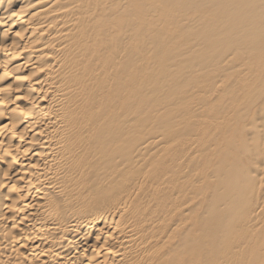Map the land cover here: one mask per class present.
I'll return each instance as SVG.
<instances>
[{"label": "bare ground", "instance_id": "6f19581e", "mask_svg": "<svg viewBox=\"0 0 264 264\" xmlns=\"http://www.w3.org/2000/svg\"><path fill=\"white\" fill-rule=\"evenodd\" d=\"M179 4L183 8L177 11L175 6ZM167 17L173 18L174 21L180 19V23L183 22L182 27L186 26L189 30L190 27L201 28L199 31L202 34L197 37L201 43L203 39L201 49H204L206 54L201 61L194 51L193 57L201 62L198 60L200 63L197 64L195 57L193 61L196 60L195 66L203 65L200 68H203L206 76L214 78L213 84L210 83V77V80L206 79L210 84L205 80L207 85L204 86L203 83L200 86H204L205 92L213 90L216 93L213 95L209 92L213 98L204 95L206 102L204 98L196 95V102L201 106L192 105V108H196L199 117L203 115L202 110H205L207 117H210L209 121H212L213 117L226 116L225 119L230 122L231 117H234L233 119L238 121L234 125L242 127H236L238 130L233 131L241 129L239 134L245 133L250 137L241 136L251 139L250 142H245L235 133L233 137L240 138H236L239 145L242 146L241 141L244 142L243 148L236 146L237 144H229L228 151L223 149L226 152L223 157L219 156L223 150L220 149L219 152L218 149L217 156L221 159H215L219 160V164L215 167L212 165V169H207L209 166L206 168L205 164L209 162L202 160L205 169L201 166L202 174L199 169V175L211 189H198L201 193H196L188 186L189 189L185 188L186 192L180 186L181 183L178 188L177 184L174 186L173 181L170 182L171 186L173 183L175 188L184 191H179L183 192V195L180 196L178 192L176 198L173 186L160 185L168 184L173 177L177 179H173L174 181H180L182 177L184 180V173L177 168V173L172 175L169 181L164 178L168 183L160 182L161 173H158L166 169L163 167L162 170L155 168L159 171L156 170L159 180H154L157 176L152 178L149 174L136 175L138 172L135 170L144 168L150 161L147 158H156L151 157L154 153L147 154V158L143 159L141 153L138 155V151L134 150L137 153L130 151L131 157L127 159L123 151L125 137L131 138L129 135L125 136V123L129 127L135 117L131 108L127 107L133 115L129 114L128 110L125 111L123 98L128 90L131 91L132 85L139 87L143 84L140 76L138 86V83L135 84L138 81L136 76L134 78L133 74H126V65L129 63L134 66L137 60L143 63L145 58L149 59L148 64L146 59V64L149 65L155 46L165 53V49L155 45V42H176L178 38L175 40L169 37L172 30L170 35L167 33L166 29L173 23L169 22ZM166 21L170 23L168 26ZM171 25L174 30L175 25ZM154 28L157 29L158 37L159 31L164 33L166 30L167 36H161L171 39L166 40L162 36L159 38L164 37L163 40L159 41L157 38L159 42L155 41L151 45L155 35L152 34L155 32ZM174 31L178 36V30ZM175 32L172 31L173 38ZM179 35L182 36L183 33ZM188 36L186 35V38ZM190 38H187L186 42L181 39L185 44L183 48H186L187 43L189 47V43L196 39ZM173 41L170 43L171 48L166 46V50H170L167 54L173 53V49L177 54L180 50L185 52V48L179 49L180 45ZM198 41L194 43L198 44ZM140 43L154 46L151 47V59L142 55L145 52L151 55V51L148 52L151 48L146 49L145 44L146 50L142 47L143 51L139 48L141 53L137 50L140 55L133 51L138 49ZM165 43H161L164 48ZM173 44L178 46V52ZM193 46V49L196 48ZM158 48L155 50H159ZM219 48L224 49V52ZM242 49L249 51L246 56L242 57ZM131 52L139 55L140 60L144 57L142 62L136 54H132L135 58L131 56ZM188 52L185 54H189L191 58L190 50ZM199 52L201 53L200 50ZM176 56V62L184 60V56L180 57L182 60H177L179 56ZM239 56L244 60L242 64H239ZM163 57L166 58L165 55ZM182 62H179L180 66ZM144 64L143 66H146ZM229 64L231 68H226L225 72L224 67ZM130 65L129 72L137 69L138 65L141 66L138 70L146 72V67L139 63L135 68ZM169 65L170 62L167 66ZM137 72L136 70L135 73ZM145 75L147 73L143 79ZM143 85L146 88V84ZM145 88L142 87L143 91ZM147 88L151 89L150 86ZM226 88L227 91L231 88V94H235V97L231 95L234 97L232 100L228 97L230 103L239 105L238 102L243 97L246 103L240 101V107L231 106L230 110L227 105L233 104L224 102L225 99L220 95L221 92L226 93ZM202 89H197L196 94L200 95ZM253 89L254 93L258 90L259 94L262 93L261 98L250 99L256 96H251ZM135 90L141 91L139 88ZM148 90L146 92H149ZM195 90L193 92L197 91ZM138 91L136 97L141 94ZM135 92L133 94H136ZM130 93L129 95H133ZM216 94L218 95L215 96ZM129 98L133 100L126 103H132L135 99L131 96ZM193 109L189 110L192 115ZM198 111H201L200 114ZM125 113L133 116L132 121L129 119L131 116H127L131 122L124 119ZM185 116L184 120L189 117ZM192 117L190 122L195 119L196 121L192 122L194 124L200 119ZM203 117L207 119L205 115ZM205 118L201 116L199 121L207 122L205 125L202 122L204 128L208 125L207 131L213 130L218 119H214L216 123L213 125L214 120L208 124V119L204 120ZM182 120L183 118L178 122L181 123ZM221 120H218V123ZM210 124L213 129L209 128ZM181 125H185L184 122ZM230 126L234 128L236 125L233 126L232 123ZM219 127L216 126L217 129ZM229 128L219 131L227 132ZM173 130L171 129V133ZM177 130H174V133ZM188 130L187 128L186 131ZM179 131L177 133L184 130ZM203 131L207 133L205 129ZM134 132L132 131V134ZM160 133L164 135L165 132ZM144 134L146 133H141L142 137ZM167 134L165 135L168 136ZM179 135L181 134H177ZM211 137L214 138V135ZM211 137L207 138V141ZM231 137L232 134L229 139ZM181 138L184 139L182 135ZM160 139L161 137L142 138L136 144L150 151L161 143ZM190 139L192 138L188 139L189 142ZM184 140L182 143L188 147L187 151L190 146L193 150L204 149V146L200 148L198 145L199 149H194L193 143L195 147L197 142L194 141L191 145L186 139L187 144H184ZM182 143L179 145L182 146ZM174 144L175 142L170 147L168 145L169 149ZM188 144L190 146H186ZM146 151L142 154L146 155ZM193 152L190 151L189 154ZM186 153L188 155V152ZM196 153L194 155L197 157ZM194 155L190 157L196 158ZM210 155L211 153L209 159L212 156ZM165 159L162 160L161 157V164L163 161L166 164ZM189 160L185 163L186 168L192 163V159ZM222 161L226 163L223 164ZM169 163L166 166L172 167L173 164L169 166ZM197 164L200 165L199 162ZM185 165L182 167L185 168ZM173 168L175 166L170 170ZM153 169H149V173L152 175L154 172L156 175ZM196 172L194 171L193 175L198 174ZM177 174L185 176L181 175L178 180ZM198 178L199 176L196 179L197 184H200L201 178ZM186 181L190 183L189 178ZM186 181H182V184ZM162 188L165 189L164 192L168 190V193H164ZM189 191L201 196L197 199V196L194 197L190 193L188 195ZM159 196L162 201L163 197L166 200L159 202ZM190 196L197 200L203 196L204 199H210V202L202 201L204 204H199L201 199L196 203ZM171 197L174 198L173 201H170ZM187 197L194 201L193 204H187ZM190 200L189 203L192 202ZM177 206H183L182 210L178 211L177 208L175 211L173 208ZM191 207L199 213L209 212L208 216H205L206 220L204 219L206 222L215 221V224H221L210 233V224L207 223L209 227L203 225L205 222L202 224L201 219L196 223L200 229L199 233L190 232L191 226L188 224L191 223L193 227L196 222L195 219L193 224L194 219L189 217ZM199 213L195 215L196 218H199ZM234 237H237V240ZM231 239H234L235 243L233 240L231 242ZM212 244L215 248H212L211 253ZM216 250H219V253L215 252ZM220 251L227 252L224 253L227 257L219 255ZM214 253L220 256L218 260L212 258ZM228 254L232 255V258ZM212 259L217 260V264H264V0H0V264H205L207 260L210 263Z\"/></svg>", "mask_w": 264, "mask_h": 264}, {"label": "rangeland", "instance_id": "374dc122", "mask_svg": "<svg viewBox=\"0 0 264 264\" xmlns=\"http://www.w3.org/2000/svg\"><path fill=\"white\" fill-rule=\"evenodd\" d=\"M182 6V5H181ZM180 6V4H179V6L177 5V6H175V10H179L180 8H183V6L181 7ZM186 7H188V6H186ZM167 20H169V22H173V23H171V24H173V25H175L174 26V28L176 29V30H178L177 31V34H178V36H176L175 34H176V32L173 30V28L171 27L172 25L168 22V21H166V22H168L167 23V26H168V24H170L169 26L171 27H168L169 29H166V30H168V34H169V32L172 30L173 32H175L174 33V35L176 36V38H175V36H174V38H173V34H172V31L170 32L171 33V36H169V37H172V39H177V40H179L178 42H177V40H176V42L175 41H173V40H171V42L173 41L174 43H177V45H180V47H179V49H182L183 48V45H185L184 44V42L181 40V39H184V41L186 42V39L187 38H190L191 36V38L192 39H194V38H196V39H194L193 40V42L192 43H194V42H196V41H198V37H197V35H199V34H202V32L201 31H199V30H201V28L199 27V29H194V27H190L191 29L189 30L188 29V27H186V26H184V27H182V24H183V22H181L180 23V19H177V20H173V18H169V17H167ZM176 21H179V23L178 22H176ZM175 23V24H174ZM166 26V25H165ZM154 30H155V32L153 31L152 32V34H155V35H153V40H152V42L150 43L151 45H153L154 44V42L155 41H157V42H159V41H161V39L163 40V38L165 37L164 35H162V36H164L163 38H159V37H162L161 36V34H165V32H166V30H165V32L163 33H160V31H159V37H158V33L156 32L157 31V29H155L154 28ZM191 30H192V34H191ZM188 31V32H187ZM199 31V32H198ZM198 32V33H197ZM157 33V34H156ZM183 33V35L185 36L184 38H183V35L181 36V35H179V34H182ZM189 33V34H188ZM194 34V35H193ZM196 34V35H195ZM166 35V34H165ZM170 35V34H169ZM186 35L188 36L187 38H186ZM167 36V35H166ZM180 36V37H179ZM194 36H196V37H194ZM200 36V35H199ZM156 37V38H155ZM157 38H159L158 40H156ZM166 38V37H165ZM180 38V39H179ZM190 38V39H191ZM200 38V37H199ZM171 38H169V39H167L166 38V40H170ZM180 40H181V42L183 43H181L180 42ZM196 40V41H195ZM201 40L199 39V43L201 44H199L198 42V44H192L191 42V45H190V43H189V47H188V43L186 44L187 46H186V48H185V46H184V48L186 49L185 50V52L183 51V52H181V50L179 51L178 49H177V45L175 46L174 44V46L176 47V51L178 50L179 51V54H182L183 55V53L185 54L186 52L187 53H189L188 51L190 50V54H192L191 56V58H190V55H189V57H188V55H179V54H177V53H175L174 52V49H173V53H169V54H167L168 52H170V50L169 51H167L166 50V46L168 47V48H171L170 47V43L169 44H166L165 43V40H163V42H161V43H165L164 44V46H165V48L162 46V44L159 42L158 44L155 42V45H157V46H160L162 49H165V53L163 52L164 50H162L161 51V49H159L158 47H156L155 46V49H159V50H155L153 47L154 46H151L152 48H153V51H154V56H153V58L151 59V57H152V53H153V51H151L152 50V48L150 47V45H148L149 44V42H147L148 44H145V43H140L141 45H139V47H138V49L137 48H135V49H133V51L135 50V52L136 53H139L140 51L139 50H141L142 48L144 49L145 47H144V44L147 46V48L146 49H148V47H150L149 49L150 50H148V52L149 51H151L150 53H151V55H148V53L146 54V52H145V54H143L142 53V55H147L146 57H149L151 60H150V63H149V65H147L148 64V60L149 59H147V58H145V61H143V63H140V62H138V60H137V63H134V66H132V64L130 65L129 63H128V65H126L127 67V69H126V74H133V77L135 78V76H136V78H137V80L138 81H136L135 82V84H137L138 86H139V82L141 81V83H142V81H143V84H146V88H145V85H143L142 84V86H141V84H140V86L139 87H137L135 84V86H131L132 88H131V91L130 90H128L127 92V95L123 98V100L125 101V103H126V101H128V102H130L131 100H133V99H130L129 97L131 96V98H134L135 97V99L137 100V101H135V99H134V101L132 102V103H124L123 104V106L125 107V111H127L129 108H131L130 110H132L133 112V114H134V120L132 119L133 118V116H131V115H133V114H131V111L130 110H128L127 112H130L129 114H131L130 116H128L127 114L128 113H125V116L126 117H124V119L125 120H127V121H130L131 119L134 121V122H131L130 124V126L128 127V126H126L127 124L125 123V132H126V134H125V136L126 135H129V137H131V138H128V136H126L125 137V140L126 141H124V149L126 150H124L123 149V151H124V153H125V156L127 157V159H129V157H131V152H134V153H137V152H135V151H138V155H140V153H141V155H142V158L143 159H145V158H147L146 156H148V155H153L151 152H153L154 153V155L153 156H151V157H156V158H147L148 159V161L150 160L151 161V159L153 160V161H149L148 162V164L146 163L144 166V168L143 167H140L141 169H142V171H141V169L139 170V169H137V170H135V172L137 173L136 175H139V176H142V175H144V174H146V176L149 174L150 176H152V178H153V176L154 177H156L157 176V178H154V180H159L160 178H158V174H160L161 175V180L163 181H161L160 180V182L161 183H164V182H166L167 180H165V179H168V181L170 180V178H172L171 176L172 175H175L176 173H177V168H178V170L180 171V172H182V173H184V174H181L182 176H185V178H184V180H183V177H182V179L180 180V181H174V180H177V179H175L174 177H173V179H171L170 181H169V183H168V181H167V183L168 184H162V185H160V184H158V183H156V185H160L161 187L162 186H169V187H172L173 186V183L175 184L174 186H177L178 185V188H180V186H182L181 188L184 190L185 188H187L188 186L190 187V190L191 191H195L196 193L198 192V193H201V191L200 190H205V189H207V187H208V185L206 184L207 182L206 181H204L203 180V178L202 177H200V175H199V169H200V171H201V166H202V164H205V163H203L204 162V160H206V162H209V163H206L205 164V166H206V168L209 166V168H207V169H212V165L215 167V166H217L216 164H219V160H215V159H221V157H219V156H221L222 155V157L224 156V154L226 153L225 151H228L229 150V148H228V146H229V144H232V145H235V144H237L236 146H240L241 148H243L242 146H244V142L243 141H241L242 143H243V145L241 146V144L239 145V142H238V140H236V138L237 139H240V138H238L237 136H235L236 138H234L233 136L235 135V133L238 135V136H240V137H242L244 140H245V142L247 141V142H250L251 141V139H248V138H246V137H243V136H246L247 134H239V131L241 132V129H239V131H233V129H237V128H241L242 127V125L239 127V125H237V124H235L234 125V123H237L238 121H236L235 119H233L234 117H231V120H230V122L227 120V119H225V118H227L226 116L224 117V118H219V117H216V118H212L213 120L214 119H218V120H220V119H222L221 121L224 123H222L221 121H219V123H218V120H217V125L215 124L216 123V120H210L209 121V119H210V117H207V112L205 111V110H202V114L203 115H200V117H199V115H197V111L195 110V109H193L192 108V105H194L195 107H197L198 105V107H200L201 105L199 104V102H196V101H198L197 99H198V97H200L201 99H203V100H205L204 102H206V97H208V98H213V96L211 95V93H213V95H214V93H216V92H214L213 90L212 91H209V92H211V93H209L207 90H206V92L204 91V86L205 85H207L205 82H207L208 84H210L211 82H212V84L214 83V78H213V76H210V77H208V76H206L205 75V71L203 72V68L201 69L200 67L201 66H203L202 64H200V65H197V66H199V67H197V66H195L196 65V60H194L193 61V59H194V57L196 56L197 58L199 57V59L201 60V59H203V55L204 54H206V52H205V50L204 49H201L202 48V45H203V39H202V43L200 42ZM166 42H169V41H166ZM179 43V44H178ZM169 45V46H168ZM172 45V46H173ZM193 45H195V47L196 48H192V47H194ZM223 45V44H222ZM220 46L221 48L223 47V46ZM224 45H226V42H225V44ZM173 46V47H174ZM199 47V49H198V47ZM142 47V48H141ZM174 47V48H175ZM132 48V47H131ZM130 48V49H131ZM139 48H141V49H139ZM184 48L182 49V50H184ZM187 48L189 49V50H187ZM221 48H219L220 50H223L222 52H224V49H221ZM143 49L141 50V51H143ZM146 49H144V50H146ZM132 50V49H131ZM130 50V51H131ZM139 52H138V51ZM193 50V51H192ZM199 50L201 51V53L199 52ZM203 50H204V53H202L203 52ZM129 51V50H128ZM129 51V52H130ZM167 51V52H166ZM172 51V50H171ZM177 51V52H178ZM194 51L196 52V55L193 57V55H194ZM247 51V52H246ZM181 52V53H180ZM193 52V53H192ZM199 52V53H198ZM243 53V55L242 54H239V55H242V57L243 56H246V54L249 52L248 50H243L242 49V51H240V53ZM246 52V53H245ZM136 53H133V52H131V56H133L134 57V55H132V54H136ZM141 53V52H140ZM140 53H139V55H140ZM166 56V58H164L163 56L164 55ZM199 54V55H198ZM201 54V55H200ZM245 54V55H244ZM139 55H137L136 54V57L139 59L140 57H139ZM179 56V59H177V60H182V58L180 59V57L182 56L183 58H184V60H182L183 62H185V63H183L182 61H179V62H182V63H180L181 64V66L179 65V62H176V58H175V56ZM211 55V54H210ZM129 56H130V54H129ZM130 56V57H131ZM151 56V57H150ZM174 56V57H173ZM176 56V57H177ZM185 56H186V58H185ZM195 57V58H196ZM240 57V56H239ZM242 57H240V58H238V60L239 61H241V62H239V64H242L243 63V61L244 60H242L243 58ZM135 58V57H134ZM136 58V59H137ZM144 58V57H143ZM143 58L141 57V62H142V60H143ZM171 58H175L174 60L173 59H171ZM178 58V57H177ZM196 58V59H197ZM237 58H236V60H237ZM146 59H147V64H146ZM192 59V60H191ZM199 59H197V64H199L201 61L199 60ZM245 59V58H244ZM166 60V61H165ZM186 60V61H185ZM200 62H199V61ZM238 60H237V62H238ZM167 61H168V63L170 62V64L171 65H169V67L167 66ZM175 61V62H174ZM193 61V62H192ZM138 63L139 64H141L142 66H143V64L144 65H146V66H143L144 68L146 67V72L144 73V72H142L140 69H141V66H139L138 65ZM205 63V62H204ZM234 63H236V62H234ZM183 64H185V66L183 65ZM237 64V63H236ZM129 65L131 66V67H133V68H135L136 67V65H138L137 66V69H133L132 70V72L133 71H135L136 72V70L138 71L137 73H139V74H137V73H135V72H129L130 71V69H129ZM164 65H166V67L164 68L163 66ZM179 65V66H178ZM183 65V66H182ZM192 65V66H191ZM231 65H232V63H231ZM231 65L229 64L228 66H226V67H224V69H225V72H226V68H228V67H230L231 68ZM148 66V67H147ZM173 66V67H172ZM168 67V68H167ZM219 67V66H218ZM138 68H140L139 70H138ZM144 68H142V69H144ZM163 68V69H162ZM216 68V67H215ZM220 68V67H219ZM132 69V68H131ZM229 69V68H228ZM227 69V70H228ZM128 70V71H127ZM139 71H141V72H139ZM129 72V73H128ZM146 74L147 73V75H145V77H144V79H143V76H144V74ZM148 73H149V75H148ZM203 73H204V75H203ZM128 76V75H127ZM138 76H140V78L138 77ZM146 76H147V78H146ZM206 78H205V77ZM142 77V78H141ZM141 79L140 81H139V79ZM208 78V80H210L211 79V81H210V83H209V81L208 80H206ZM206 80V81H205ZM205 81V82H204ZM156 83H158V84H162L161 86L160 85H158V84H156ZM165 83V84H164ZM204 83V84H203ZM150 84V85H149ZM200 84H203V85H201L200 86ZM152 85V86H151ZM148 86H150L151 87V89L153 90H151L150 88V90H148ZM197 86H199V87H197ZM134 87H135V89H138L139 88V90H141L139 93H141L139 96H141V98H138L139 96H137L136 97V95L138 94L137 93V91L134 89ZM142 87H144L145 88V91H143L144 89H142ZM158 87H160L159 89H158ZM194 87H197V89H199V90H201V88H203L202 89V93H203V91H204V93L202 94V93H200V95H199V93L198 94H196L197 92H198V90L196 89V88H194ZM155 88H156V90L158 91V90H160L159 91V93L155 90ZM134 89V90H133ZM196 91V92H193L194 90ZM230 90L229 91H227V88H226V93L224 94V92H219L220 93V95H222L223 96V99H225V101L224 102H228V103H230V101H228V97H230V100H232L235 96V94H231L232 92H230L231 91V88H229ZM146 90H148L149 92H146ZM193 90V91H192ZM256 91H257V89H255ZM132 92V94L135 92L136 94H133V95H129V94H131L130 92ZM150 91H152L153 92V94H152V92H150ZM223 91H225V89L223 90ZM254 91V89L252 90V92ZM255 91V92H256ZM261 91V90H260ZM146 92V93H145ZM156 92V93H155ZM207 92L209 93V94H207ZM259 92V90L257 91V93ZM158 93V94H157ZM218 93V94H219ZM250 93V92H249ZM257 93H252V95L251 96H254L255 94H256V96H257ZM201 94L203 95L202 97H201ZM218 94H216L215 96H217ZM254 94V95H253ZM262 94V93H261ZM261 94H259L258 93V95H259V97L257 96H254V97H251L250 99H252V98H261L260 96H261ZM196 95H198V97L196 96ZM206 97H205V96ZM209 95V96H208ZM234 96V97H232V96ZM128 96V97H127ZM242 96V95H241ZM245 97H246V95H244ZM247 96L249 97V94L247 93ZM219 97V96H218ZM226 97V98H225ZM247 97V98H248ZM129 98V100H127ZM138 98V99H137ZM217 98V97H216ZM232 98V99H231ZM244 98V97H243ZM243 98H241L242 100H240V101H242V102H244V103H246L245 101H246V99H245V101L243 100ZM141 99V100H140ZM219 99H222V98H220L219 97ZM222 99V100H223ZM226 99H227V101H226ZM250 99L248 98V100L250 101ZM143 100V101H142ZM200 100V99H199ZM203 100H202V103H204L203 102ZM248 100H247V103H248ZM142 102V103H140V102ZM201 101V100H200ZM235 100H233V102H234ZM238 102L239 103V105H240V103H242V102ZM136 102H138V103H136ZM196 102V103H195ZM236 102V101H235ZM236 102V103H237ZM135 103L137 104V105H135ZM141 105H140V104ZM195 103V104H194ZM201 103V102H200ZM232 103V102H231ZM230 103V104H231ZM130 104V105H129ZM133 106H132V105ZM139 104V105H138ZM235 107H233V105H227V106H229V109L231 108V106H232V108H237V107H240L239 105H237V104H234V103H232ZM127 107H129V108H127ZM162 107H165V108H162ZM231 108V109H232ZM154 109V110H153ZM156 109V110H155ZM160 110V111H157V110ZM191 109H193V110H195V111H193L192 110V112H194L193 114L194 115H192V113H190L189 112V110H191ZM230 109V110H231ZM188 111V112H187ZM203 111L204 112H206V113H203ZM199 113L198 114H200V112L201 111H198ZM137 113V114H136ZM184 113H186L189 117L191 116H193L192 117V119H194L195 117H196V119L199 117L200 119H201V116H202V118H205V117H203L204 115L207 117V119H208V124L210 123V122H212L213 123V125L215 124V126H213V128L215 129H213L212 127H211V124H210V129H213V130H206L208 127V125L207 126H205V128L203 127V121L201 120V121H199V120H197V122H196V124H194V123H192V122H194V120H192L191 122H190V118L189 117H187V119L189 118V120H188V122L189 123H191V124H189L188 122H187V119H185L184 120V116H185V114ZM190 113V114H189ZM196 113V114H195ZM136 114V115H135ZM139 114V115H138ZM186 115V116H187ZM127 116H128V118L130 119H128L127 118ZM142 116V117H141ZM185 116V117H186ZM182 119L183 118V120H182V122L180 123V122H178L179 121V119ZM176 119H178V121H175ZM206 118L204 119V120H207ZM223 119H225V120H227L228 121V123H227V121H226V123H227V126L228 127H230L229 129H228V131L226 132V131H223V133L222 132H220V131H222V130H225L226 128H228L227 126H225L224 127V125H226V123H225V120H223ZM230 119V118H229ZM136 120V121H135ZM126 121V122H127ZM138 121V122H137ZM174 121H175V123H180L179 124V126L177 127V125H178V123H177V125L174 123ZM181 121V120H180ZM196 121V120H195ZM233 121H235V122H233ZM137 122V123H136ZM184 122V124L185 125H181L182 123ZM200 122V123H199ZM203 122V123H202ZM220 122H221V124H220ZM207 123V122H206ZM206 123H204V125L206 124ZM233 123V126H235L234 128L232 127V126H230L231 124ZM129 124V123H128ZM202 126H201V125ZM174 125H176L175 127H174ZM186 125H188V127H186ZM181 126H185V127H181ZM191 126V127H190ZM192 126H194V127H192ZM201 126V128H200V130H199V127ZM216 126H220L218 129L216 128ZM133 127V128H132ZM180 127L182 128V129H180ZM221 127H223V128H221ZM231 127H232V130H231ZM237 127V128H236ZM130 128H132V129H130ZM185 128V129H184ZM189 129L188 131H186V129ZM197 128V129H196ZM203 128V130L205 129V131L209 134L210 133V131H212L209 135L207 134V133H203L204 131L202 130L201 131V129ZM222 130H221V129ZM171 129H174V130H176V129H178L177 131H175V133H174V130H173V132L171 133ZM179 129H180V131L181 130H184L183 132H185L184 134H182L183 132H181V133H177L178 131H179ZM219 129H220V131H219ZM127 130H130V131H127ZM227 130V129H226ZM238 130V129H237ZM132 131L134 132L133 134H132ZM179 131V132H180ZM230 131H231V133H230ZM232 131H233V133H232ZM129 132V134H127ZM139 134H138V133ZM160 132H165L164 133V135L163 134H161ZM130 133L132 134V135H130ZM137 135H136V134ZM141 133H146V134H144L143 135V137H142V135H141ZM166 133H168L167 135L168 136H166L165 134ZM190 135H189V134ZM193 133L195 134V135H193ZM215 133H220L221 134V136H219V135H217V134H215ZM226 133V134H225ZM230 133V134H229ZM135 134V135H134ZM152 134H154V135H152ZM161 135V136H158V135ZM172 134H174V135H172ZM177 134H181L182 135V137H184V139L186 138V136L188 135V137L189 138H192V139H190L191 141L189 142V138L187 137L186 139L188 140H186L187 141V143L189 142V143H191V145H192V143L195 141V143L197 142V144L195 145V147H194V143H193V148L194 149H199L198 148V146L201 148V147H203L204 146V149L202 148V149H199V150H193L192 149V147L188 144V145H186V146H190L189 148H190V150L189 151H187L186 150V148H188V147H185L184 145H183V141L182 140H184V139H182L181 138V135H179V136H177ZM202 134V135H201ZM223 134H224V136H223ZM231 134H232V137H231V139H235V140H231V139H229L230 138V136H231ZM138 135H140V137H141V139L142 138H152V137H154V138H160L161 137V141H159V142H161L158 146H156L155 148H154V150L153 149H151V150H153V151H149V150H147L146 151V149H142V147L140 146V145H137L136 143H138V141L139 140H141V139H139L140 137H137ZM146 135V136H145ZM147 135H148V137H147ZM150 135H152V136H150ZM186 135V136H185ZM204 135V136H203ZM214 135V138L213 137H211V136H213ZM226 135V136H225ZM241 135H243V136H241ZM134 136V137H133ZM158 136V137H157ZM191 136V137H190ZM137 137V138H136ZM163 137V138H162ZM165 137V138H164ZM166 137L168 138L167 140H166ZM199 137V138H198ZM201 137H203L204 139H202ZM209 137H211L210 138V140L208 139V141H207V138H209ZM216 137H217V139H216ZM218 137H219V141H218ZM222 138V140H220L221 138ZM224 137H227V138H224ZM247 137H250L249 135H247ZM213 138V140H212V142H211V139ZM223 138H224V140H223ZM241 138V139H242ZM165 140V142H164V140ZM181 140V143H182V146H180L181 145V143L180 142H178V140ZM215 139H216V142H215ZM227 139H228V144H227ZM242 139V140H243ZM248 139V140H247ZM135 140H137V141H135ZM162 140H163V142H162ZM177 142H176V141ZM179 140V141H180ZM184 140V141H185ZM193 140V141H192ZM230 140V141H229ZM131 141V142H130ZM133 141H135L134 143H132ZM166 141H168V142H166ZM186 141H185V143L184 144H187L186 143ZM220 141H221V144H220ZM224 141H225V143H224ZM233 141L235 142V143H233ZM128 142V143H127ZM129 142H130V144H129ZM175 142V144L177 145H173V146H175V147H177V149L175 150L174 148L172 149V147L173 146H171V148L169 149V147H170V145H172L173 143ZM215 142V143H214ZM230 142H232V143H230ZM240 142V143H241ZM170 143V144H169ZM172 143V144H171ZM178 143V144H177ZM217 143H219V145L217 144ZM129 146H128V145ZM136 144V145H135ZM180 144V145H179ZM206 144V145H205ZM224 144V145H223ZM131 145V146H130ZM168 145H169V147H168ZM178 145L180 146V148H178ZM198 145V146H197ZM226 145V146H225ZM247 145V144H246ZM128 146V147H127ZM136 146V148L134 149V147ZM207 146L209 147V148H207ZM221 146H224V147H221ZM130 147V148H129ZM132 147V148H131ZM184 147H185V153H184V151H183V149H184ZM127 148V149H126ZM206 148V149H205ZM210 148H212V150L210 149ZM215 148V149H214ZM130 149V150H129ZM219 149V150H218ZM220 149L221 150H223L222 152H220ZM135 150V151H134ZM172 150V151H171ZM201 150L203 151V152H201ZM210 150V151H209ZM213 150H216V151H213ZM217 150L220 152V155L219 154H217ZM131 151V152H130ZM145 151H146V155H143L144 153H145ZM193 152V151H195V152H193L192 154L194 155V153H196V151H199V152H197L196 153V155H197V157L196 158H191L190 157V155H192L191 153L189 154V152ZM128 152V153H127ZM144 152V153H143ZM149 152L151 153V154H149ZM186 152H188V155H187V153ZM201 152V153H200ZM205 152V153H204ZM207 152V153H206ZM214 152V153H213ZM215 152H216V154H215ZM218 152V153H219ZM225 152V153H224ZM143 153V154H142ZM203 153V154H202ZM211 153V155L213 156H211L212 158H214V160L210 157V159H212L213 161V163H215L214 161H216V163L215 164H213V163H211V160L208 158L209 157V154ZM222 153V154H221ZM251 153H252V151H251ZM253 153H255V151L253 152ZM129 155V156H127V155ZM148 154V155H147ZM204 154H206L204 157L202 156V155H204ZM208 154V155H207ZM215 154V155H214ZM248 154H250L249 152H248ZM217 155H219V156H217ZM193 156V157H194ZM200 156V157H199ZM202 156V157H201ZM207 156V157H206ZM218 158H217V157ZM247 156H249V155H247ZM140 158H141V156H139ZM150 157V156H149ZM159 157V158H158ZM161 157H162V160H164L165 158L167 159H165V161H166V164H164V161H163V164H161L162 163V161H160V159H161ZM163 157H165V158H163ZM186 157H187V160H186ZM190 157V158H189ZM208 159H206V158ZM201 158V159H200ZM146 159V160H147ZM179 159H181L180 160V165H179V163H177L178 161H179ZM182 159L184 160V161H182ZM189 159H192V163L190 164V165H188V169L186 168V165H185V163L189 160ZM204 159V160H203ZM155 160H157V161H155ZM201 160V161H200ZM202 160H203V162H202ZM155 161V162H154ZM160 161V162H159ZM190 162H191V160H189ZM146 162V161H145ZM170 162V163H169ZM197 162H199V164L200 165H198L197 164ZM218 162V163H217ZM167 163H169V166H172V164H173V166H175V168H173V169H171L173 172H175V173H172V171L170 170V168H172V167H168V166H166V165H168ZM195 163V164H194ZM210 163H211V165H210ZM222 163L223 164H225L226 162H223L222 161ZM182 164V165H181ZM188 164H189V162H188ZM146 165H148V167L146 166ZM150 165V166H149ZM156 165V166H155ZM159 165H160V167H159ZM162 165V166H161ZM164 165V166H163ZM183 165H185V168H183L182 166ZM153 166V167H152ZM192 166V167H191ZM157 167V169H159V170H162V167L163 168H166L167 170H168V168H169V170H170V172H168L166 169L164 170H162L163 171V173L164 174H162V171L161 172H159L157 169H155ZM159 167V168H158ZM193 168V170L191 169V168ZM195 167H196V170H195ZM199 167V168H198ZM152 169V168H154L155 169V172H156V175L155 174H153L154 172V169H153V171L151 170V172H153L152 173V175H151V173H149V169ZM198 168V169H197ZM202 168H204L205 169V167H204V165L202 166ZM144 169H146L145 171H143ZM176 171H175V170ZM159 172L158 174H157V171ZM188 170H189V172H188ZM191 170H192V172H191ZM198 170V171H197ZM164 171H167V172H164ZM196 172V173H198V174H196L195 175V173H194V175H195V177H194V175H193V172ZM144 173V174H143ZM166 173H170L171 175H169L168 176V174L166 175ZM190 173V174H189ZM192 173V174H191ZM201 174H202V171L200 172ZM178 175V174H177ZM176 175V176H177ZM181 175H178V177H176V178H178V180L180 179V176ZM145 176V175H144ZM199 176V178L198 179H200L199 180V183L200 184H197V181L198 180H196L197 179V177ZM169 177V178H168ZM165 178V179H164ZM190 179V183H188L186 180L187 179ZM186 179V180H185ZM203 180V181H202ZM173 181V183H172V186H171V183L170 182H172ZM182 181H183V183H184V181H186V183L183 185L182 184ZM189 181V180H188ZM192 181V182H191ZM193 181H194V183H193ZM195 181H196V183H195ZM204 182H205V184H204ZM155 183V182H154ZM181 183V185L179 186V184ZM188 183V185L186 186V187H184L186 184ZM193 183V184H192ZM203 183V184H202ZM177 184V185H176ZM194 184H197V185H194ZM191 185V186H190ZM193 185V186H192ZM204 185H205V187H204ZM207 185V186H206ZM166 186V187H167ZM172 187V188H174V194L176 195L175 197H174V195H173V193H171L172 195V197H174V198H176L177 197V195H178V192L179 191H183L182 189H179L178 190V188L176 189L175 187ZM194 186H196V187H194ZM199 186H201V188H204V189H201V188H199ZM203 186V187H202ZM192 187V188H191ZM210 187V186H209ZM208 187V189H211V187L209 188ZM196 188V189H195ZM187 189H189V188H187ZM198 189H200V190H198ZM162 190H163V188H162ZM165 190V189H164ZM164 190H163V192H164ZM196 190H198V191H196ZM184 191H186V189L184 190ZM183 191V192H184ZM191 191H189L188 192V195H189V193L190 194H192L194 197L195 196H197V194L196 193H191ZM200 191V192H199ZM168 193V190H166L164 193ZM177 192V193H176ZM183 192H179V194H180V196H182L183 194ZM187 192V191H186ZM187 193H185V198H186V195ZM143 195V194H142ZM166 195V194H165ZM164 195V196H165ZM191 195V196H192ZM143 196H145V195H143ZM163 196V195H162ZM161 196V197H162ZM180 196H178V197H180ZM183 196V197H184ZM191 196L189 197L190 199H193V198H191ZM199 196H201L200 194H199ZM199 196H197V197H195V198H197L198 199V197ZM166 198H167V196H165ZM165 197H163V201H165L166 200V198ZM170 198V201H173L172 199H174V198ZM156 198H158V196L156 197ZM159 198H160V196H159ZM188 198V197H187ZM185 199V201H187V204H193V200H195V202L197 203L198 201H200V199H201V202L199 203V204H204V202H206V203H209L210 202V199H204V197L202 196V198L200 197V199L199 200H197V199H193V200H190V199ZM168 199H169V197H168ZM159 200V199H158ZM188 200H190V201H192V202H190L189 203V201ZM155 201L157 202V200L155 199ZM162 201V199L160 198V200H159V202H163ZM202 201H204V202H202ZM167 203L169 202V201H166ZM165 202V203H166ZM155 203V202H154ZM158 203V202H157ZM156 203V204H157ZM205 203V204H206ZM187 204H185V205H187ZM207 205V204H206ZM183 206H181L180 208H179V206H177V207H174L173 209L175 210V211H177V208H178V211L179 210H182L181 208H182ZM185 207V206H184ZM188 208L189 207H187V210H188ZM194 208V207H193ZM173 210V211H174ZM187 210H185V211H187ZM195 211V212H194ZM209 211V210H208ZM207 211V212H208ZM188 212V211H187ZM187 212H186V214H187ZM196 212H198L199 213V211H197L196 209H192V207H191V211L189 210V217H191V219L193 218L194 219V221H192L193 222V224H194V222H195V219H196V222H195V226L193 225V227H192V225H190V224H188L189 225V227H187V230H188V228H189V231L190 232H192V233H196L197 231H198V225L196 224V223H198V222H200V220L202 219V221H201V223L203 224V222H205V224H203V225H205V226H207V223H209L210 224V228H212V230H209L210 231V233H212L213 232V230H215V228H217V226H218V224L220 225L221 223H219V222H216V224L214 223L215 221H213V222H209V221H205L206 219V217L208 216V214H209V212L207 213V214H205V212H200V213H203V215H201L200 213H199V218H196L195 217V215L197 216V214H195L194 215V213H196ZM205 214V215H204ZM188 215V214H187ZM192 215V216H191ZM202 216V217H201ZM206 216V217H205ZM197 219H199V220H197ZM205 219V220H204ZM231 219L229 218V221H230ZM211 223H213V224H215V225H211ZM207 227H209V226H207ZM214 227V228H213ZM209 228V229H210ZM192 230V231H191ZM199 231H200V229H199ZM199 231L197 232V233H199ZM234 238H236L235 240H237V237H234ZM239 239V238H238ZM234 241V239H231V242H233ZM234 243H235V241H234ZM210 248H211V253H212V248L214 249L215 247H214V244H212V246H210ZM216 248H219V247H217L216 246ZM214 251V250H213ZM219 250H216L215 252H217V253H219L218 252ZM220 253L221 254H219V255H222V256H224V255H226V257H227V254H224V253H227V252H221L220 251ZM223 253V254H222ZM217 255V254H216ZM215 255V253H214V256L212 257V258H215V259H217V258H219L218 257V255L216 256ZM229 255V254H228ZM231 258H232V255H229ZM206 258H207V256H206ZM206 258H203V259H206ZM234 258V257H233ZM243 258V257H242ZM209 259H211V258H209ZM208 259V260H209ZM214 259V260H215ZM208 260L205 262V264H207V262H208ZM218 260V259H217ZM217 260H215V261H213V259H212V261L214 262V264H217ZM192 261V260H191ZM212 261H210V263L208 262V264H213V262Z\"/></svg>", "mask_w": 264, "mask_h": 264}]
</instances>
